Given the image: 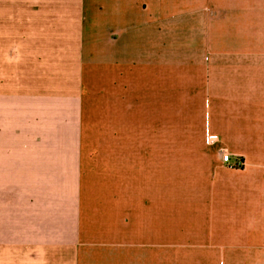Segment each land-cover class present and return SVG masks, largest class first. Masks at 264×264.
I'll return each instance as SVG.
<instances>
[{"label":"crops","instance_id":"0c3cea01","mask_svg":"<svg viewBox=\"0 0 264 264\" xmlns=\"http://www.w3.org/2000/svg\"><path fill=\"white\" fill-rule=\"evenodd\" d=\"M0 264H264V0H0Z\"/></svg>","mask_w":264,"mask_h":264},{"label":"built area","instance_id":"2783aa9c","mask_svg":"<svg viewBox=\"0 0 264 264\" xmlns=\"http://www.w3.org/2000/svg\"><path fill=\"white\" fill-rule=\"evenodd\" d=\"M218 136L211 135L209 132L207 133L206 141L208 144H213L218 142ZM222 162L229 168V169H241L243 167V163L238 162L237 164H233L231 162V155L228 152H223L222 155Z\"/></svg>","mask_w":264,"mask_h":264},{"label":"rangeland","instance_id":"374dc122","mask_svg":"<svg viewBox=\"0 0 264 264\" xmlns=\"http://www.w3.org/2000/svg\"><path fill=\"white\" fill-rule=\"evenodd\" d=\"M185 39H186V37H184V36L183 37L182 36H178L176 38V45L177 46L185 45L186 44V42L184 41Z\"/></svg>","mask_w":264,"mask_h":264}]
</instances>
